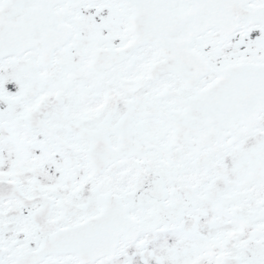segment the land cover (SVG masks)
Returning <instances> with one entry per match:
<instances>
[{"label": "snow or ice", "instance_id": "snow-or-ice-1", "mask_svg": "<svg viewBox=\"0 0 264 264\" xmlns=\"http://www.w3.org/2000/svg\"><path fill=\"white\" fill-rule=\"evenodd\" d=\"M0 264H264V0H0Z\"/></svg>", "mask_w": 264, "mask_h": 264}]
</instances>
